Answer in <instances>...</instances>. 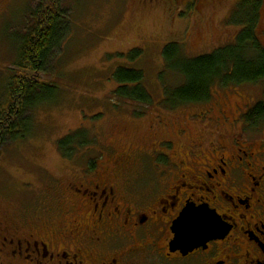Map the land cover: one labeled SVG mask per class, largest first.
Wrapping results in <instances>:
<instances>
[{"label": "rangeland", "instance_id": "1", "mask_svg": "<svg viewBox=\"0 0 264 264\" xmlns=\"http://www.w3.org/2000/svg\"><path fill=\"white\" fill-rule=\"evenodd\" d=\"M42 1L0 0V95L22 36L32 21V11ZM240 1L60 0L70 20L69 33L50 53L48 68L40 77L44 82H53L55 88L32 112L28 136L0 153V219L22 217L30 223L39 216L47 219L54 214L67 182L88 159L103 153L104 164L112 148L125 151L146 146L159 136L175 139L182 124L187 126L191 139L195 138L200 126L192 120L215 124L206 110L209 105L214 112L216 103L233 109L262 96L264 78L216 86L208 102L162 109L158 74L163 70L164 46L178 43L186 56L195 57L232 44L242 28L231 15ZM255 28L264 44V4ZM133 49L140 52L131 59L128 54ZM118 67L142 70V84L153 98L151 105L115 98L117 84L112 75ZM158 117L165 125L154 131ZM76 130L86 131L88 139L95 137V141L67 159L59 152L57 141ZM145 164L151 166L152 160L146 158Z\"/></svg>", "mask_w": 264, "mask_h": 264}, {"label": "flooded vegetation", "instance_id": "2", "mask_svg": "<svg viewBox=\"0 0 264 264\" xmlns=\"http://www.w3.org/2000/svg\"><path fill=\"white\" fill-rule=\"evenodd\" d=\"M263 4L258 0V17ZM258 105L264 108V94L233 109L216 103L214 112L209 105L215 124L190 120L200 126L195 138L182 124L175 139L112 148L105 165L103 153L88 159L49 218L0 219V264H264V113L255 111ZM163 123L158 117L152 129ZM187 207L214 212L227 231L183 254L171 251L170 242L173 221Z\"/></svg>", "mask_w": 264, "mask_h": 264}, {"label": "trees", "instance_id": "3", "mask_svg": "<svg viewBox=\"0 0 264 264\" xmlns=\"http://www.w3.org/2000/svg\"><path fill=\"white\" fill-rule=\"evenodd\" d=\"M32 11V21L17 48V56L9 68L5 89L0 95V153L16 141L25 139L31 131L32 112L53 93V82H44L41 75L48 68L49 55L59 47L69 33V18L60 7V0H43ZM233 21L242 28L232 44L210 54L188 57L178 43H168L162 49L163 70L158 74L162 88L161 104L176 108L187 103L208 102L214 87L257 82L264 78V46L257 34L258 0H242L231 12ZM231 16V18H232ZM237 16L241 19H236ZM133 49L128 56L139 54ZM113 78L117 84L113 94L121 101H133L143 106L153 103L144 88L140 69L118 67ZM168 76L173 77L171 81ZM50 92V93H49ZM264 107V105H263ZM255 111L264 113L260 105ZM137 113L141 114L140 111ZM87 132L76 130L57 141L59 152L71 159L79 150L93 144Z\"/></svg>", "mask_w": 264, "mask_h": 264}, {"label": "water", "instance_id": "4", "mask_svg": "<svg viewBox=\"0 0 264 264\" xmlns=\"http://www.w3.org/2000/svg\"><path fill=\"white\" fill-rule=\"evenodd\" d=\"M193 212L196 213L195 223H185L188 214ZM205 219H211L216 226L212 228L201 226ZM172 231L174 237L170 242V250H180L183 254H186L187 252L192 251L200 243L206 242L209 239L225 233L227 228L222 225L215 213L207 208L201 207L191 209L187 207L181 212L177 219L173 221Z\"/></svg>", "mask_w": 264, "mask_h": 264}, {"label": "snow or ice", "instance_id": "5", "mask_svg": "<svg viewBox=\"0 0 264 264\" xmlns=\"http://www.w3.org/2000/svg\"><path fill=\"white\" fill-rule=\"evenodd\" d=\"M195 217H196L195 212L189 213L187 219L185 220V223H188V224L195 223ZM201 226L212 228V227H215L216 225L214 224V222L211 219H205V220H203Z\"/></svg>", "mask_w": 264, "mask_h": 264}]
</instances>
